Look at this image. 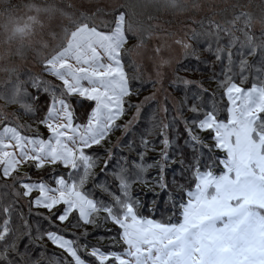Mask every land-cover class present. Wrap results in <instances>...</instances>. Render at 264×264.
Returning <instances> with one entry per match:
<instances>
[{
	"label": "snow or ice",
	"instance_id": "snow-or-ice-1",
	"mask_svg": "<svg viewBox=\"0 0 264 264\" xmlns=\"http://www.w3.org/2000/svg\"><path fill=\"white\" fill-rule=\"evenodd\" d=\"M18 6L43 23L34 62L0 60V264H264V9Z\"/></svg>",
	"mask_w": 264,
	"mask_h": 264
},
{
	"label": "clouds",
	"instance_id": "clouds-1",
	"mask_svg": "<svg viewBox=\"0 0 264 264\" xmlns=\"http://www.w3.org/2000/svg\"><path fill=\"white\" fill-rule=\"evenodd\" d=\"M21 0H0V60L10 55L18 47L26 50L25 62H34L35 45L40 40L39 25L43 23L37 17L29 21L25 28L24 21L27 16H35L34 10L19 7ZM26 5L38 7L53 4L56 7L62 6L63 0H24ZM60 18H54L51 23H59ZM23 28L20 32L16 29Z\"/></svg>",
	"mask_w": 264,
	"mask_h": 264
},
{
	"label": "rangeland",
	"instance_id": "rangeland-1",
	"mask_svg": "<svg viewBox=\"0 0 264 264\" xmlns=\"http://www.w3.org/2000/svg\"><path fill=\"white\" fill-rule=\"evenodd\" d=\"M201 3L205 5V12H202V13H200V14H197V18H199L200 15H202V14H206V7H207V5H208L209 3H211V4L215 5V6H218V7L221 8V9H223V8H230V6H231L232 4H235V3H239V4L243 5V6H244V4H245V5H248L249 8L252 7V10H253L252 13H253V14L255 13L256 15H254V16H256V17H260V16L262 15V9H264V3H262V0H201ZM256 5H258V7H257L258 10H256ZM154 14L157 15V16L160 18V22H162L163 20L172 19L171 14H170V13H167V12H163V11H161V12H159V13H154ZM189 14H191V13H189ZM156 22H157V21H152V23H156ZM253 29H254L255 31H256L257 29H261V24H260L259 21H257V22L255 23ZM135 43H136V40L130 38L129 41H128V43L125 45L126 49H127V48H131ZM127 59H128V62H130L132 58L127 57ZM130 65L132 66V74H131V75L133 76V75H135V71H134V67H133L132 62L129 63V66H130ZM131 66H130V67H131ZM46 78H47V79H52L51 77H46ZM192 79H194V78H192ZM30 91H31V90H30ZM169 92H170L173 96H175V97H177V98H179V97L182 95V94H176L177 90L175 91V90H173V89H171V88H169ZM150 94H151V89H149L148 91H142L141 94H140L139 96L133 98L132 102H133V103H139V101L143 100L145 96H148V95H150ZM16 110H17L16 108H10V109H9V111H16ZM131 116H132V112H129V114H128L126 117H124V120L126 121V120H128V119H131ZM24 118H27V117H23V118H22V121L25 122V123H28V122H29L28 119L24 120ZM122 122H123V121H122ZM41 131L43 132L44 129H41ZM121 136H123V134H122L121 132H116L115 135L112 137V141H113V143H115L117 137H121ZM124 139L127 140V139H129V138H128V137H124ZM114 151H115V149H114ZM116 151H117V150H116ZM119 151H120V153H121L122 155H129V156H131V157H134V156H135V153H134V152H133V153H129L128 150H127L126 148H124V149H122V150H119ZM150 157H151L150 154H148V158H150ZM113 163H115V161H113ZM102 166H103V165L101 164V167H102ZM110 167H111V165H110ZM96 173H97V177H96V178H97L98 180L104 178V177H103V173L101 172V168H97V169H96ZM148 175H150V172L148 173ZM45 179H49V177H45ZM136 187L138 188V187H140V186L137 185ZM157 189H158V188H157ZM155 191H159V190H156V189H155ZM145 192H146V197H150V196H151V192H148L147 189L145 190ZM96 195H98V196H102L103 194H102L101 192H99V190H97ZM106 227H107V226H106ZM89 231H94V230L90 228ZM105 243H107V242H105Z\"/></svg>",
	"mask_w": 264,
	"mask_h": 264
},
{
	"label": "trees",
	"instance_id": "trees-1",
	"mask_svg": "<svg viewBox=\"0 0 264 264\" xmlns=\"http://www.w3.org/2000/svg\"><path fill=\"white\" fill-rule=\"evenodd\" d=\"M244 6L246 7V9L248 11L253 12L252 7L249 8V6L248 5H245V4H244ZM257 7H258V5H256V10H258ZM254 15H256V14L254 13ZM260 31H261V29H257L256 31L253 29V32H256V33H259ZM201 47H203V45ZM201 59H209V54L207 52H203L202 51L201 52ZM249 59L251 60L252 58H249ZM130 62H128V59L126 57V59H125V68H126L128 74H129V76H132L131 75L132 74V66L131 65H130L131 67L129 66V63ZM202 70L205 71V72H207V68H204L203 66H202ZM216 70L219 71V68L217 67ZM178 75H180V76H186L189 79L194 78L192 80H201V79L207 80V77L206 76H201V74L199 72L189 73V72L180 71L178 73ZM245 86H247V85H245ZM205 87H207L209 89V91H212V90H215L216 89V84L214 82L211 83V84L205 83ZM176 94H182V91L179 90V89H177ZM26 119L27 118H24V120H26ZM128 138H130V137H128ZM149 154L152 157L153 153H149ZM151 157L149 159H151ZM153 171L154 170L150 171V175L149 176H151L153 174ZM156 190H159V189H156ZM37 244L38 245L39 244H44L48 252H54V251H56V249H54L53 246L51 244H49L47 241H38ZM36 251L38 252L39 251V248H37ZM33 255H36V252H34Z\"/></svg>",
	"mask_w": 264,
	"mask_h": 264
}]
</instances>
